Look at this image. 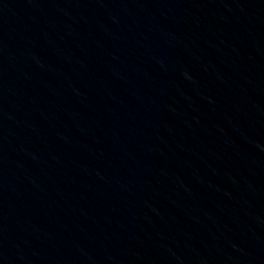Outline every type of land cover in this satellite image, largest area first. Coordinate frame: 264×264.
Returning a JSON list of instances; mask_svg holds the SVG:
<instances>
[{"label": "water", "instance_id": "obj_1", "mask_svg": "<svg viewBox=\"0 0 264 264\" xmlns=\"http://www.w3.org/2000/svg\"><path fill=\"white\" fill-rule=\"evenodd\" d=\"M0 264H264V0H0Z\"/></svg>", "mask_w": 264, "mask_h": 264}]
</instances>
